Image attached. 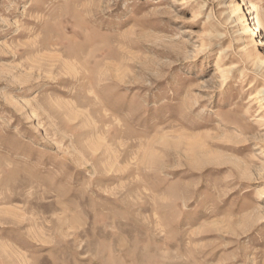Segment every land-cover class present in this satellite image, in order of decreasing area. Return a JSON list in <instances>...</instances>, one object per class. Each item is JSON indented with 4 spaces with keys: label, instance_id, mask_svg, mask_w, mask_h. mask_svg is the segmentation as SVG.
I'll use <instances>...</instances> for the list:
<instances>
[{
    "label": "rangeland",
    "instance_id": "1",
    "mask_svg": "<svg viewBox=\"0 0 264 264\" xmlns=\"http://www.w3.org/2000/svg\"><path fill=\"white\" fill-rule=\"evenodd\" d=\"M0 264H264V0H0Z\"/></svg>",
    "mask_w": 264,
    "mask_h": 264
},
{
    "label": "bare ground",
    "instance_id": "2",
    "mask_svg": "<svg viewBox=\"0 0 264 264\" xmlns=\"http://www.w3.org/2000/svg\"><path fill=\"white\" fill-rule=\"evenodd\" d=\"M242 4V3H241ZM259 31V27L257 25H253L252 27V34Z\"/></svg>",
    "mask_w": 264,
    "mask_h": 264
}]
</instances>
